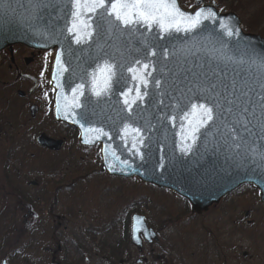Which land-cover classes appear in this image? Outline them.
I'll use <instances>...</instances> for the list:
<instances>
[{"label": "water", "instance_id": "obj_1", "mask_svg": "<svg viewBox=\"0 0 264 264\" xmlns=\"http://www.w3.org/2000/svg\"><path fill=\"white\" fill-rule=\"evenodd\" d=\"M4 3L11 4L7 11L2 7ZM36 3L37 0H0V51L13 44L55 50L49 74V85L54 90V120L77 129L80 144L100 145L103 170L109 175L137 177L143 183L167 188L187 199L196 213L207 210L242 185L254 186L264 204V160L260 155L264 152V140L249 137L247 143L236 147L237 142L228 137L227 129L217 121L219 127L201 129L190 152L180 151L182 143H191L183 137L199 119L191 113L190 103L196 101H190L192 93L187 90L191 78L189 69L197 73L226 74L229 80L243 77L254 86L264 78V69L251 58L253 52L264 53V39L245 32L236 13H221L215 2L202 4L203 0H195L202 5L187 11L177 0L185 12L211 8L217 13V19L204 21L191 32L173 31L171 35L161 34L155 28L148 31L141 26H135L138 30L109 31L105 24L98 30L99 34L93 32L90 38L85 36L77 44L66 30L71 23V0H54V6L40 10L35 8ZM221 24L226 27L222 28ZM227 28L239 29V36L228 37ZM160 36L164 38H158ZM162 49L168 54L164 55ZM153 51L157 53L155 56L151 55ZM137 59L151 64L152 75L148 77L147 89L139 85L141 92L147 91L148 95L132 104L129 112L124 100L135 98L138 81L132 79L128 68H139L140 65L135 64ZM242 59L245 62L239 63ZM105 60L118 65L117 75L111 92L97 98L90 92L91 74ZM154 79L160 80L159 88ZM81 83L85 85L84 95L79 97L81 107L73 109L71 89ZM129 89L131 93L125 97L122 93ZM30 111L34 116L35 108L31 107ZM137 128L139 133L135 131ZM101 129L103 132L99 131ZM141 138L143 144L139 142ZM36 141L54 151L62 145V140L44 133L39 134ZM141 235L149 243L157 238L144 216L136 214L131 221V242L138 248L142 243Z\"/></svg>", "mask_w": 264, "mask_h": 264}, {"label": "rangeland", "instance_id": "obj_2", "mask_svg": "<svg viewBox=\"0 0 264 264\" xmlns=\"http://www.w3.org/2000/svg\"><path fill=\"white\" fill-rule=\"evenodd\" d=\"M14 46L24 47L23 45ZM1 54L5 61L0 55V80L13 82L8 86L0 84V115L3 111L10 113L14 116V119H9L11 124L16 125L18 121L26 124V129L25 133H18V139L14 138L10 142L0 141V233L7 234V240H2L0 243V262L7 258L6 261L9 264H52L54 250L57 248L56 241L61 240L62 243H72L69 253L71 264H91V260L95 258L83 252L78 257V247L81 250L96 249L100 256L105 258L102 264H117L116 258L113 257L108 263L106 262L109 254L116 253L115 247L121 236V234L117 236L121 230L117 227L116 221L123 219L122 223H125L123 237L126 236L127 231L130 236V217L132 213L137 212L150 217L151 223L160 224L155 228L159 227L161 231L157 232V238L150 244H143L140 247L143 250L140 255L137 253L139 248L135 245L130 246L128 254L131 256H124L125 264H150L151 261L159 258L158 253L164 247L168 257L163 250L159 259L165 255V260L169 264H223L217 260L221 258L220 256L217 259L214 258L217 261L205 262L206 260L197 253L195 247L183 246L189 238L200 241L201 245L208 244L210 240L225 244L224 264H264V206H260L257 193L251 190L238 188L203 213L190 215L191 209L186 210L183 204L173 196L175 194L154 193L145 184H138L136 180L120 181L119 178L101 174L96 176V180L100 181L102 194L99 199L94 198L90 203L81 202L78 199L72 201L68 193L67 203L63 202L66 199L59 198L54 202L51 210L42 211L36 208L39 213L42 212L41 214L45 215H39L29 206L23 205V208L19 205L15 199L17 190L15 185L22 183L26 186L29 181L42 178L39 174L37 176L35 173L31 174L30 164H37L36 168L40 167L44 170L50 168V158L45 153L39 152L40 148L36 147V135L45 131L51 136H66V152L63 153V158H69L68 160L73 158L79 161L80 152L75 147L69 131L62 125L55 124L50 115H45L42 111L34 118L30 117L27 105L33 102L27 100V96L33 92H27L28 94L24 97L18 94L20 98L12 94L11 90L25 91L29 88L26 81H14L12 78L15 75L14 65H19L18 57L21 50L18 49L13 54L14 65L11 64V67H8L10 66L9 57L4 55L5 53ZM23 70L25 69H20V71ZM36 72V68L31 71L33 74ZM44 90L46 87L42 82L36 92L37 99L42 98ZM26 116L28 119H25ZM18 145L21 147L19 148ZM17 146L14 152L16 156L19 150L30 154L28 157L30 163L25 164L21 158L18 159V163L23 166L19 173L20 180L17 179V172L11 171L16 163L13 160L14 155L12 154V158L9 157V150L14 151ZM34 146L36 149L32 148ZM11 163V167L8 168L7 165ZM89 163L95 164L93 160ZM27 187H29L28 184ZM64 191V188L59 190L60 196ZM124 203H127V206ZM158 207L160 209L157 211ZM225 211L228 213L223 214ZM227 216H232L235 222L230 219L231 223H227ZM110 221L115 223L111 234L99 230V226L105 227ZM83 228L86 230L82 232ZM179 231H182L181 237H178ZM226 240L230 243L224 242ZM130 257H134V260H129Z\"/></svg>", "mask_w": 264, "mask_h": 264}, {"label": "snow or ice", "instance_id": "obj_3", "mask_svg": "<svg viewBox=\"0 0 264 264\" xmlns=\"http://www.w3.org/2000/svg\"><path fill=\"white\" fill-rule=\"evenodd\" d=\"M71 4V23L66 30L73 35L77 44L81 43L85 36L90 38L93 32L99 34L98 30H102L105 24L108 25L109 31L112 29L138 30L135 26H141L148 31L155 28L161 34L171 35L173 31L191 32L200 28L204 21L217 19V13L211 8H199L195 13L185 12L180 8L177 0H71ZM34 6L37 10L54 6V0H49L48 3L44 0H37ZM2 7L7 11L11 4L4 3ZM221 27L226 26L221 24ZM226 35L238 37L239 29L227 28ZM158 38L162 39L164 36ZM162 51L164 55L168 54L166 49ZM156 54L155 51L151 52L152 56ZM251 58L253 63L258 61V66L264 69V53L253 52ZM244 62L243 59L239 61V63ZM135 64L140 67H129L128 71L133 74L132 79L138 81V86L135 88L136 95L131 101L127 98L124 100L129 112L132 110V104H135L137 100L142 101L148 95L147 91L141 92L139 85L147 89L148 77L152 75L149 71L150 63H142L137 59ZM117 67L116 63L109 60L97 65L96 70L91 74L90 92L92 95L100 98L111 92L114 78L117 75ZM188 71L191 72V78L187 90L192 93L190 101L192 99L196 101L190 103L191 113L198 115L199 119L183 137L184 140L190 139L191 143H182L181 152H190L201 129H211L217 126V121H220V125L227 129L228 137L237 142L236 147H239L241 143H247L249 137L264 140V78L254 86L252 82L243 77L229 80L226 74L221 75L215 71L211 73H197L191 69ZM186 79H188L187 76ZM153 82L157 88L160 87V80L154 79ZM84 88L85 85L81 83L71 89V108L81 107L79 97L84 95ZM131 91L132 89H129V92L122 94L127 97ZM59 110L58 105L57 111ZM67 115L68 106L66 105V118ZM72 115L75 116L76 113L73 112ZM81 117L86 118L85 114H81ZM189 123L191 125V121ZM99 131L103 132L102 129ZM124 131H128L127 125ZM135 131L139 133L140 129L137 128ZM139 142L143 144V138ZM137 152H139L138 149ZM260 155L264 160V152Z\"/></svg>", "mask_w": 264, "mask_h": 264}, {"label": "trees", "instance_id": "obj_4", "mask_svg": "<svg viewBox=\"0 0 264 264\" xmlns=\"http://www.w3.org/2000/svg\"><path fill=\"white\" fill-rule=\"evenodd\" d=\"M206 1H211V0H206ZM217 4V8L221 11H233L235 13H237L241 20H242V27L246 32H250V33H256L261 35L262 37H264V0H214ZM181 4L183 7H185L186 9H191L192 7H194V0H180ZM262 16V19H261ZM261 20V21H260ZM260 21V23H259ZM2 115H0V141H12L14 138L18 139V133H25V129H26V124L18 122L16 123V125L11 124L9 119H6L5 116L6 114L3 112L1 113ZM30 123V122H29ZM72 131V129H70V132ZM19 141V140H18ZM19 146V145H18ZM18 146L14 149H10L9 150V157L12 158V154L14 155L13 160L16 161V163H14V168L11 170L13 172H17V179L20 180L21 175L19 174L22 169L23 166L20 165L18 163V159L21 158L23 163H30V161H28V157H29V153L26 152H20V150L17 153V156L14 154V152L16 151V149L18 148ZM21 147V145L19 146V148ZM75 147H77L75 145ZM13 151V153H12ZM70 156V155H69ZM64 157V156H63ZM69 158H58V161L53 160L52 158H50V163L52 161V163L56 164V163H65V164H71V165H78L82 162L71 158L72 160H68ZM12 165L8 164L7 167L10 168ZM37 165V164H36ZM36 165H31V174L35 173L36 176L37 174H39L42 178L37 181V185L36 186H29L27 187L22 183L15 185L17 186V190L15 192V199L18 201V204L21 205L23 208V205L29 206L30 208H32L35 212H37L39 215H45V214H41L37 211L36 208H40L42 211H44L45 209H49L51 210V207H54V197L57 195L58 197L60 196L59 194V190L64 188V190H67L68 184L73 182L74 180H77L76 178H71L70 182L66 184V187L61 185L59 182L54 181L52 179H49L47 175H51V173L53 172H57V168H52L50 165V168L48 170H44L43 168H36ZM39 165V164H38ZM70 166V165H69ZM44 176V177H43ZM77 176V175H76ZM74 176V177H76ZM120 181H126L125 179H118ZM136 180L138 184L143 185V183H141L139 180L137 179H133ZM147 188L151 191V192H158V193H168L165 190H158L156 187L152 186V185H146ZM246 190V191H250L251 192H255V188L250 186V185H244L241 186L239 188V190ZM64 191V192H65ZM171 194V193H170ZM172 195V194H171ZM176 200H179L183 206L185 207L186 210H189L190 205L188 204V202L181 198V197H177L175 195H173ZM66 202L67 201H63ZM124 205L127 206V203H124ZM30 209V211L32 210ZM160 209V207L156 208V210L158 211ZM32 210V211H33ZM50 213V212H48ZM228 212L225 211L223 214H227ZM190 215H194L191 214ZM230 219L234 221L232 216H227V223H231ZM123 219H120L118 221H116L117 227L121 230L119 231V233L117 234V236H120V239H118L117 241V246L115 247V251L116 253L113 254H109L106 258V262L108 263L110 258H116L115 262L117 264H125L126 259L124 258V252L128 251V248L130 246H132L131 242H130V236H129V232H126V236L123 237V234H125V223H122ZM258 223V221H256ZM37 223V221H36ZM35 223V225H36ZM150 225H152V227L155 229L156 232H160V228H155V226L160 225V224H154V223H150ZM84 227V226H81ZM115 227V223L113 221H110L105 228H107V232L108 234H111L114 230ZM86 230L85 228H83L82 232ZM181 232H178V237H181ZM185 236V234H184ZM72 238V235H71ZM123 238V239H122ZM7 240V234H5V232L0 233V243L1 241ZM74 243H79L77 241H73ZM226 243H230V241L226 240L224 241ZM56 245L57 248L54 250L55 256L54 259L52 260V264H71L72 261H70V251H71V246L72 243L70 244H66V242L62 243L61 240L56 241ZM183 246H190V247H195L197 253L200 254L201 257H203V260H206L205 262H213V261H220L221 263H224V259L226 257L225 255V244L223 243H219L218 241H211L208 242V244H203L201 245L200 241H196L193 238H189ZM80 248V247H79ZM78 248V257L81 256V252L85 253L86 255H90V256H95V258H93L91 260V264H102L105 261V258H103L102 256H100V253L94 249V248H85L83 250ZM165 250L164 248H161L160 252L158 253V255L160 256V253ZM114 251V252H115ZM166 252V250H165ZM166 256L168 257V253L166 252ZM195 254V253H194ZM197 255V254H195ZM221 257L219 259H217V257ZM3 258H5V256H2ZM214 258H216L217 260H215ZM165 255L162 257V259H155L154 261H151L150 264H169L167 262V260H165ZM130 260H134V257H131ZM136 260V258H135ZM133 263V262H132ZM134 264V263H133Z\"/></svg>", "mask_w": 264, "mask_h": 264}, {"label": "flooded vegetation", "instance_id": "obj_5", "mask_svg": "<svg viewBox=\"0 0 264 264\" xmlns=\"http://www.w3.org/2000/svg\"><path fill=\"white\" fill-rule=\"evenodd\" d=\"M18 49L21 50V54L18 57L19 65H14L13 64L14 61L11 62L10 60L12 65H14L13 72L15 73L16 76L21 73L20 71L21 68L25 69L24 71L28 72V74L34 68H36V70L45 69L46 67L45 60H46V54H47L46 52H40V51L32 50L26 47H22V46H14L12 49L13 54L16 53ZM2 52L5 53L4 55L6 56H8L9 54L8 49L3 50ZM41 59L42 60L45 59V60L41 63L39 62L38 65H36L38 61H42ZM8 67H11V66H8ZM25 81L27 82V85L29 87L33 84V82L30 80H25ZM28 89H25V91L21 90L23 91V96L21 97H24L28 94L27 93ZM36 92L37 91L27 96V100H32L31 102H33L27 105L28 107L27 109H29V106L31 104H36L34 103L36 102V99H37ZM17 95H18V91H17ZM39 109L40 107L38 106V112H39ZM77 149L80 151V153L85 154V156L80 158L83 160L85 159V157H88L89 155H91L90 153L93 152L92 148H77ZM54 157L57 158L56 156ZM55 166L58 167L59 171L56 172V174H53L54 177L58 176V177H62L63 179H68L67 175H70V176L77 175L76 176L77 180H74L71 183H69L70 181L67 182L69 184H68L67 190L65 191L64 197H63L64 199H66V201L68 198L67 196L68 193L70 194V198L72 199V201H76L78 199L81 202L90 203L92 202L91 200L94 198L99 199L100 194H102V188H101L100 181L96 180V176H100L101 174L104 173L100 164L99 165L97 164L79 165L77 166L78 168L77 173H74L75 172L74 168H76V166L69 167V165H65V164H60V165H55ZM67 183H65L64 185L65 187Z\"/></svg>", "mask_w": 264, "mask_h": 264}, {"label": "bare ground", "instance_id": "obj_6", "mask_svg": "<svg viewBox=\"0 0 264 264\" xmlns=\"http://www.w3.org/2000/svg\"><path fill=\"white\" fill-rule=\"evenodd\" d=\"M10 119H14L13 117H11ZM55 161H58V158H55L54 159ZM163 167L165 168V165H163ZM143 184H145V185H152V184H150V183H143ZM252 186V185H251ZM252 187H254V186H252ZM187 202H188V204L190 205V202L187 200V199H185ZM258 202L260 203V206H264V204L260 201V199H259V196H258ZM163 203H165V202H163ZM253 207H254V205H253ZM255 208V207H254ZM252 210H254L253 208H252ZM143 215V214H142ZM133 216V215H132ZM132 216L130 217L131 219V221H132ZM144 216V218H145V222L146 223H148L149 224V222H150V217H148V216H146V215H143ZM151 223V222H150ZM253 225H255V224H253ZM99 230L101 231V230H103V231H107V228H105V227H102V226H99ZM108 233V232H107ZM252 233V232H251ZM253 234H255V233H253ZM142 249H140L137 253L140 255L141 253H142ZM124 256H126V255H128V256H131L130 254H128V251H126V252H124V254H123ZM126 259V258H125ZM131 259V257L129 258V260Z\"/></svg>", "mask_w": 264, "mask_h": 264}]
</instances>
